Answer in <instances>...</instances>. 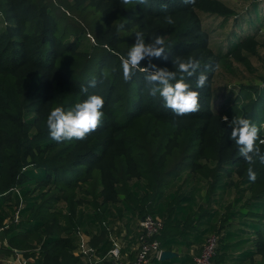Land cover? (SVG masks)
<instances>
[{
  "label": "trees",
  "instance_id": "trees-1",
  "mask_svg": "<svg viewBox=\"0 0 264 264\" xmlns=\"http://www.w3.org/2000/svg\"><path fill=\"white\" fill-rule=\"evenodd\" d=\"M202 15L218 17L220 27L233 21L225 47L211 45L212 23L205 26ZM263 28L264 1L236 16L224 0H0V229L7 242L0 250L21 251L23 264H87L75 253L85 234L101 258L96 264H114L115 237L126 229L134 238L137 220L150 214L164 223L160 248L176 253L154 258L157 264H193L210 235L217 238L210 264H264V163L240 156L224 121L248 118L264 139V85H243L215 108V72L201 89L192 77L199 111L177 117L148 94L147 60L129 82L121 68L137 31L146 43L165 38L167 60L152 59L160 68L176 71L178 56L195 57L202 68L230 58L248 65L264 45ZM105 70L104 83L89 87ZM98 89L102 125L84 140H52L50 110Z\"/></svg>",
  "mask_w": 264,
  "mask_h": 264
},
{
  "label": "clouds",
  "instance_id": "clouds-1",
  "mask_svg": "<svg viewBox=\"0 0 264 264\" xmlns=\"http://www.w3.org/2000/svg\"><path fill=\"white\" fill-rule=\"evenodd\" d=\"M124 5H130L133 0H121ZM139 4H146L148 0H136ZM185 4H194L195 0H183ZM166 8L167 5H162ZM167 24H173L171 15L164 17ZM121 29L124 24H120ZM165 38L162 35H155L145 42L143 32L135 33V42L127 51L126 56L121 57V68L123 80H132L136 71L140 68L141 61L147 60L148 66L143 67L144 79L148 94L152 97L157 95L162 101L163 107L170 109L177 117H184L199 111V92L193 90L190 78L195 77V88L201 89L206 86L209 80V72H215L219 64H206L201 67V61L189 56L186 59L175 57L172 63L176 66V71L167 68H160L152 63L153 58L167 60L165 55ZM102 79L95 78L89 81V87L97 88L98 83L102 85L108 78L107 70L102 72ZM82 92L87 93L88 88L83 87ZM102 89L88 95L85 99L75 103L73 106L65 108L56 106L52 108L46 118V127L50 138L57 143L71 140H84L88 135L95 132L104 119L103 108L105 98L101 94ZM228 128L231 129L229 139L234 141L238 147L240 156L249 164L254 165L257 159L264 163V153L261 152L259 144L264 145V139H260V128L250 119L234 117L229 122L228 117H224ZM248 177L255 182L256 173L249 167Z\"/></svg>",
  "mask_w": 264,
  "mask_h": 264
},
{
  "label": "rangeland",
  "instance_id": "rangeland-1",
  "mask_svg": "<svg viewBox=\"0 0 264 264\" xmlns=\"http://www.w3.org/2000/svg\"><path fill=\"white\" fill-rule=\"evenodd\" d=\"M224 1L235 10L237 16L247 10L250 4L256 1L262 2L263 0ZM201 18L203 24L207 27L212 23L210 26L211 45H221L225 47L227 44L226 39L229 38V33L234 29L232 24L233 21L231 22L230 20L226 26L220 27L218 24L221 20L218 17L202 15ZM261 36L264 37V28L262 29ZM248 84H252L256 87L264 85V45L258 47L256 54L249 57L248 65L242 64L231 58L219 64V68L215 71L213 77V107L217 108L223 102L224 97L234 95L239 90V87ZM148 259L146 264L152 263V255L149 256Z\"/></svg>",
  "mask_w": 264,
  "mask_h": 264
},
{
  "label": "built area",
  "instance_id": "built-area-1",
  "mask_svg": "<svg viewBox=\"0 0 264 264\" xmlns=\"http://www.w3.org/2000/svg\"><path fill=\"white\" fill-rule=\"evenodd\" d=\"M138 225V244L135 258L132 262L125 263L121 258L122 256L119 245L114 243L108 252V255L113 258L114 264H146L149 260L148 257L151 255H155L159 258L162 249L160 248L157 235L163 228V220L158 216L146 214L139 219ZM216 243L217 238L215 235L208 236L205 239L199 253L194 257L193 264H210ZM76 255L78 257H86L88 259V264H96L101 260V258L95 255L92 248H87L84 250L82 255Z\"/></svg>",
  "mask_w": 264,
  "mask_h": 264
},
{
  "label": "crops",
  "instance_id": "crops-1",
  "mask_svg": "<svg viewBox=\"0 0 264 264\" xmlns=\"http://www.w3.org/2000/svg\"><path fill=\"white\" fill-rule=\"evenodd\" d=\"M139 219L137 220V223H136V231H135V237L134 238H132V235L128 234L127 230L124 229L123 234L125 233L126 237L125 236L124 237H117L116 236L115 240H114V243H117L120 247L121 256H122L121 258L125 263L132 262L133 259L135 258V255H136L137 244H138L136 235H138V230H139V225H138ZM130 238H131V240H130ZM88 239H89V237L87 235H85V234L81 235V242L79 243V245L77 246V249L75 250L76 254L82 255L84 250H86L87 248H91L89 243H88ZM6 244H7V242H6L5 234H4L3 230L0 229V249H1V247L6 246ZM93 251H94V249H93ZM172 252H174V251H172ZM94 253H95V251H94ZM197 254H194V257ZM175 256H176V253H175ZM194 257H193V259H194ZM154 258L161 261L158 257H156L155 255H152V263H150V264H157V262L154 261ZM80 259L88 264V259L86 257L80 256ZM23 262H24V257L22 255L21 251H16L14 253L5 254L0 250V264H23Z\"/></svg>",
  "mask_w": 264,
  "mask_h": 264
},
{
  "label": "water",
  "instance_id": "water-1",
  "mask_svg": "<svg viewBox=\"0 0 264 264\" xmlns=\"http://www.w3.org/2000/svg\"><path fill=\"white\" fill-rule=\"evenodd\" d=\"M175 256V253L170 251V250H162L160 255H159V259L160 260H166L168 258H171Z\"/></svg>",
  "mask_w": 264,
  "mask_h": 264
}]
</instances>
